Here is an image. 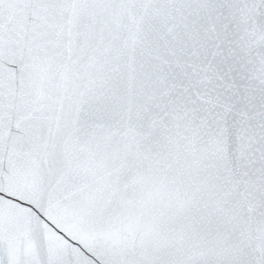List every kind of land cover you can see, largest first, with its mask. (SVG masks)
I'll use <instances>...</instances> for the list:
<instances>
[{"label": "snow or ice", "instance_id": "obj_1", "mask_svg": "<svg viewBox=\"0 0 264 264\" xmlns=\"http://www.w3.org/2000/svg\"><path fill=\"white\" fill-rule=\"evenodd\" d=\"M0 264H264V0H0Z\"/></svg>", "mask_w": 264, "mask_h": 264}]
</instances>
